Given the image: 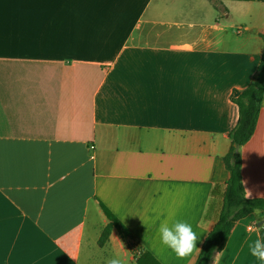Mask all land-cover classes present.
I'll list each match as a JSON object with an SVG mask.
<instances>
[{
	"label": "crops",
	"instance_id": "obj_1",
	"mask_svg": "<svg viewBox=\"0 0 264 264\" xmlns=\"http://www.w3.org/2000/svg\"><path fill=\"white\" fill-rule=\"evenodd\" d=\"M220 1L223 16L210 0H0V264L196 263L160 243L159 223L190 222L202 249L229 178L233 96L264 52V1ZM241 153L259 198L264 102ZM101 204L134 248L117 229L100 245ZM263 221L240 220L218 264H264L249 251Z\"/></svg>",
	"mask_w": 264,
	"mask_h": 264
},
{
	"label": "trees",
	"instance_id": "obj_2",
	"mask_svg": "<svg viewBox=\"0 0 264 264\" xmlns=\"http://www.w3.org/2000/svg\"><path fill=\"white\" fill-rule=\"evenodd\" d=\"M211 1L219 12L225 13L227 11V8L220 0ZM233 101L239 108V120L229 134L231 146L228 153L223 157L224 165L229 173L223 207L215 227L205 239L195 264H212L214 255L222 252L225 248L237 223L252 214L253 208L259 207L264 213V198H244L245 187L241 153V148L255 134L264 102V52L261 54L257 73L252 82L246 89L237 91L233 96ZM101 205L109 219V223L103 230L99 240L100 245H104L113 229H117L129 246L134 248L135 236L105 204ZM141 260L140 264H144V261Z\"/></svg>",
	"mask_w": 264,
	"mask_h": 264
},
{
	"label": "clouds",
	"instance_id": "obj_3",
	"mask_svg": "<svg viewBox=\"0 0 264 264\" xmlns=\"http://www.w3.org/2000/svg\"><path fill=\"white\" fill-rule=\"evenodd\" d=\"M253 193L248 188L244 190V198H252ZM259 198L264 197V193H257ZM253 215L264 219L261 215V209L259 207L253 208ZM159 219V218H157ZM143 220V219H142ZM144 222V221H143ZM257 220L252 226L248 228L249 232L257 231L260 228L256 225ZM158 234L160 243L179 259H188L190 257H198L200 255V249L197 247V241L199 240V234L194 230L193 225L182 219H176L169 223L168 220H163L159 223ZM250 255L260 262H264V240L259 237L249 245ZM220 253H216L213 257L214 264H218ZM106 264H122L118 255L111 256ZM191 264V261L189 262Z\"/></svg>",
	"mask_w": 264,
	"mask_h": 264
},
{
	"label": "rangeland",
	"instance_id": "obj_4",
	"mask_svg": "<svg viewBox=\"0 0 264 264\" xmlns=\"http://www.w3.org/2000/svg\"><path fill=\"white\" fill-rule=\"evenodd\" d=\"M211 1V0H210ZM3 2V1H2ZM212 2V1H211ZM213 3V2H212ZM3 6H2V3H0V32H2V31H5L6 29H7V26L8 25H6V20H5V17H4V13H3ZM218 11V10H217ZM218 13H219V15H221V16H223V14L224 13H222V12H219L218 11ZM240 29H242L243 30V28L241 27ZM9 30H12V28L11 29H8L7 31H9Z\"/></svg>",
	"mask_w": 264,
	"mask_h": 264
},
{
	"label": "water",
	"instance_id": "obj_5",
	"mask_svg": "<svg viewBox=\"0 0 264 264\" xmlns=\"http://www.w3.org/2000/svg\"><path fill=\"white\" fill-rule=\"evenodd\" d=\"M263 223H264V221H263V222H261V223H260V225H262Z\"/></svg>",
	"mask_w": 264,
	"mask_h": 264
}]
</instances>
